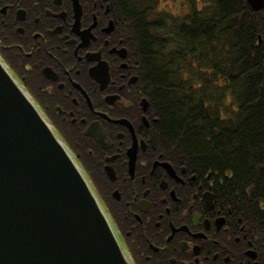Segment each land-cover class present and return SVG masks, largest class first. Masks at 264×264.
<instances>
[{
	"label": "flooded vegetation",
	"instance_id": "af4514ba",
	"mask_svg": "<svg viewBox=\"0 0 264 264\" xmlns=\"http://www.w3.org/2000/svg\"><path fill=\"white\" fill-rule=\"evenodd\" d=\"M127 9L0 0V57L86 172L131 264H264V212L169 146Z\"/></svg>",
	"mask_w": 264,
	"mask_h": 264
},
{
	"label": "trees",
	"instance_id": "16d2710c",
	"mask_svg": "<svg viewBox=\"0 0 264 264\" xmlns=\"http://www.w3.org/2000/svg\"><path fill=\"white\" fill-rule=\"evenodd\" d=\"M160 1L126 0L153 60L161 131L175 153L264 212V13L247 0H185L190 12L172 17Z\"/></svg>",
	"mask_w": 264,
	"mask_h": 264
},
{
	"label": "water",
	"instance_id": "95a60500",
	"mask_svg": "<svg viewBox=\"0 0 264 264\" xmlns=\"http://www.w3.org/2000/svg\"><path fill=\"white\" fill-rule=\"evenodd\" d=\"M0 264H129L82 171L1 61Z\"/></svg>",
	"mask_w": 264,
	"mask_h": 264
},
{
	"label": "rangeland",
	"instance_id": "374dc122",
	"mask_svg": "<svg viewBox=\"0 0 264 264\" xmlns=\"http://www.w3.org/2000/svg\"><path fill=\"white\" fill-rule=\"evenodd\" d=\"M159 6L160 9H166L176 15L184 14V12L188 10L183 0H162V3Z\"/></svg>",
	"mask_w": 264,
	"mask_h": 264
}]
</instances>
